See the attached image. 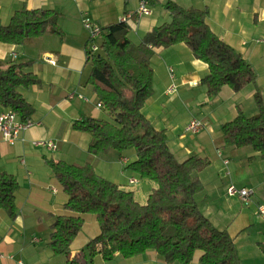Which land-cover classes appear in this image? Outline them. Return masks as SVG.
Returning a JSON list of instances; mask_svg holds the SVG:
<instances>
[{
    "label": "crops",
    "instance_id": "crops-1",
    "mask_svg": "<svg viewBox=\"0 0 264 264\" xmlns=\"http://www.w3.org/2000/svg\"><path fill=\"white\" fill-rule=\"evenodd\" d=\"M139 1L0 0L4 24L22 8L51 9L57 13L60 30L47 31L22 45L0 42V68L28 63L25 70L39 78L38 83L19 89L34 109L29 118L33 126L12 145L0 132V172L14 175L19 185L16 216L11 218L0 208V264H69L100 232L95 215L86 213L68 256L56 255L48 247L53 219L71 214L64 208L68 196L54 176L51 160L90 163L99 175L131 191L139 203H146L155 184L129 166L136 159L135 150L93 155L88 152L91 135L73 128L75 121L86 116L99 118L103 110L97 107V96L87 83L89 33L83 31V19L104 28L133 15L128 36L138 44L147 32L170 20L168 2L206 10L211 30L251 65L256 82L240 91L224 85L210 97L202 82L208 65L195 58L185 43L152 47L153 93L143 106V114L156 130L166 132L177 160L191 156L209 159L210 165L197 173L203 183V190L196 195L200 211L216 228L228 232L240 264H264V218L257 211L258 205L264 204V159L250 146L227 144L221 131V125L233 120L239 111L247 116L257 114V90L264 103V0H149L151 13L135 17ZM72 92L86 99L69 98ZM7 109L0 104V113ZM192 118L205 121L206 126L197 133H186ZM42 140L53 141L56 149L34 145ZM133 177L137 182L131 184ZM230 184L253 189L251 202L245 205L237 196L228 195ZM200 255L197 251L189 264H201ZM92 264L170 263L150 248L131 257L116 253L111 260L97 254Z\"/></svg>",
    "mask_w": 264,
    "mask_h": 264
},
{
    "label": "trees",
    "instance_id": "trees-1",
    "mask_svg": "<svg viewBox=\"0 0 264 264\" xmlns=\"http://www.w3.org/2000/svg\"><path fill=\"white\" fill-rule=\"evenodd\" d=\"M170 20L147 32L138 44L128 36L129 26L115 22L102 28L95 53L88 49L87 83L109 119L86 116L73 124L75 130L91 135L88 152L102 155L133 148L136 159L129 165L141 178L155 184L145 204L131 191L99 175L90 163L51 160L54 176L68 199L50 225L48 247L56 255H69L70 245L84 225L83 214L95 215L100 232L69 264H92L100 254L111 260L116 253L131 257L155 249L167 263L189 264L197 251L201 264H240L233 239L216 228L199 209L196 195L203 190L197 173L210 165L207 158H175L164 130H156L143 114L153 93L152 47L185 43L193 56L208 65L202 79L210 97L224 85L234 91L256 82L251 65L234 48L220 40L207 23L208 12L183 8L168 2ZM47 31L59 33L57 13L51 9L17 10L9 22L0 17V42L22 45ZM100 50V52H99ZM28 63L0 68V104L28 120L34 109L19 89L39 82L25 70ZM258 112L247 116L239 111L221 125L227 144L250 146L264 159V103L257 90ZM14 175L0 172V208L16 216Z\"/></svg>",
    "mask_w": 264,
    "mask_h": 264
},
{
    "label": "built area",
    "instance_id": "built-area-1",
    "mask_svg": "<svg viewBox=\"0 0 264 264\" xmlns=\"http://www.w3.org/2000/svg\"><path fill=\"white\" fill-rule=\"evenodd\" d=\"M151 13V8L149 5V0H140L139 5L137 7L136 12L134 13L135 17H140L143 15H149ZM133 15H125L122 17L121 21L129 25L132 21ZM83 26L89 33V39L94 40L95 38L99 37L102 28L94 23H92L88 18L83 19ZM90 53H95L98 50V46L96 44H91L89 48H87ZM78 96L80 98L86 99L81 95H76L75 92L69 94V98H74ZM97 107H102L101 103H97ZM33 121L30 119L28 120H21L19 115L16 111L12 109H7L0 113V132L4 141L9 144H14L17 140L21 138V134L33 126ZM206 126V122L192 118L185 127L186 133H197L202 130ZM34 145L47 147L49 149H56V144L51 140H42V141H35ZM131 184L136 183V178H131L129 180ZM227 194L230 196H237L243 204L247 205L251 202L254 190L247 187H237L234 184H230L227 187ZM257 211L261 217L264 218V204L258 205ZM264 241V235H263Z\"/></svg>",
    "mask_w": 264,
    "mask_h": 264
},
{
    "label": "rangeland",
    "instance_id": "rangeland-1",
    "mask_svg": "<svg viewBox=\"0 0 264 264\" xmlns=\"http://www.w3.org/2000/svg\"><path fill=\"white\" fill-rule=\"evenodd\" d=\"M84 27V26H83ZM83 31H84V33H88V31L85 29V28H83ZM88 37H89V34H88ZM91 44H96L97 46L100 44V39L99 38H95L94 40H90L89 39V42H88V48H89V46ZM99 52H100V50H99ZM87 68L88 69H90V63H88L87 64ZM89 104H91V102H89ZM95 112V111H94ZM94 114H96V112L94 113ZM99 114H101L102 116L101 117H99V118H103V119H109V116H108V114H107V112L106 111H104V110H102V113L99 111ZM132 150H134L133 148H129V149H127L126 150V152L127 151H132ZM235 203L237 204L236 206L237 207H239V203L237 202V201H235ZM90 215H93V214H90ZM94 216V215H93ZM88 219V218H87ZM85 222V221H84ZM97 229H99V231H100V227L97 225Z\"/></svg>",
    "mask_w": 264,
    "mask_h": 264
}]
</instances>
